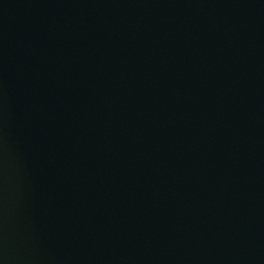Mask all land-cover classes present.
Segmentation results:
<instances>
[{"label": "water", "instance_id": "obj_1", "mask_svg": "<svg viewBox=\"0 0 264 264\" xmlns=\"http://www.w3.org/2000/svg\"><path fill=\"white\" fill-rule=\"evenodd\" d=\"M0 264H264V0H0Z\"/></svg>", "mask_w": 264, "mask_h": 264}]
</instances>
